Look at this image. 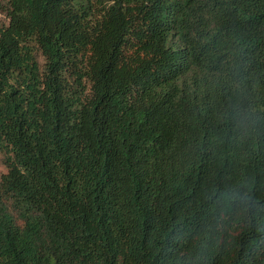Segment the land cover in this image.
<instances>
[{"label": "trees", "instance_id": "trees-1", "mask_svg": "<svg viewBox=\"0 0 264 264\" xmlns=\"http://www.w3.org/2000/svg\"><path fill=\"white\" fill-rule=\"evenodd\" d=\"M241 90L264 108V0H0V264H164L195 194L264 185Z\"/></svg>", "mask_w": 264, "mask_h": 264}, {"label": "clouds", "instance_id": "clouds-1", "mask_svg": "<svg viewBox=\"0 0 264 264\" xmlns=\"http://www.w3.org/2000/svg\"><path fill=\"white\" fill-rule=\"evenodd\" d=\"M240 143L264 137V108L258 109L241 90L230 117ZM203 209L200 223L185 227L178 219L166 234L164 264H214L238 254L236 264H264V185L251 175L205 188L195 194Z\"/></svg>", "mask_w": 264, "mask_h": 264}, {"label": "rangeland", "instance_id": "rangeland-1", "mask_svg": "<svg viewBox=\"0 0 264 264\" xmlns=\"http://www.w3.org/2000/svg\"><path fill=\"white\" fill-rule=\"evenodd\" d=\"M6 169L4 167V164L2 163V159L0 158V177L3 173H5Z\"/></svg>", "mask_w": 264, "mask_h": 264}]
</instances>
